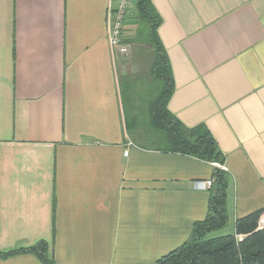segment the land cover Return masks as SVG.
<instances>
[{
    "label": "crops",
    "instance_id": "crops-1",
    "mask_svg": "<svg viewBox=\"0 0 264 264\" xmlns=\"http://www.w3.org/2000/svg\"><path fill=\"white\" fill-rule=\"evenodd\" d=\"M108 3L0 0L2 253L45 241L56 264H154L206 218L211 187L195 182L218 167L129 132L155 96L152 61L140 44L112 55ZM151 4L173 81L167 110L208 130L223 154L233 233L264 209V0ZM0 264L41 263L21 254Z\"/></svg>",
    "mask_w": 264,
    "mask_h": 264
},
{
    "label": "trees",
    "instance_id": "trees-1",
    "mask_svg": "<svg viewBox=\"0 0 264 264\" xmlns=\"http://www.w3.org/2000/svg\"><path fill=\"white\" fill-rule=\"evenodd\" d=\"M135 11V35L124 42L133 47L134 51L137 44L144 48L149 46L152 50L151 74L159 88L145 115L149 127L156 133H161L160 140L167 145L161 149L207 163L223 164L224 156L208 130L202 126L186 128L167 110L173 81L169 74L166 53L157 34L161 20L151 0H138ZM139 115L138 120L134 118L130 122L129 132L138 130L139 127H134L140 122ZM212 179L205 220L194 225L185 243L154 264H264V229L257 230L258 219L264 209L235 220L233 233L209 237L211 233L225 228L229 223L225 203L228 175L219 168H214ZM235 235H242V240L236 242ZM21 254L34 255L41 264H56L48 254V244L45 241H39L29 248L0 252V258L7 259Z\"/></svg>",
    "mask_w": 264,
    "mask_h": 264
},
{
    "label": "built area",
    "instance_id": "built-area-1",
    "mask_svg": "<svg viewBox=\"0 0 264 264\" xmlns=\"http://www.w3.org/2000/svg\"><path fill=\"white\" fill-rule=\"evenodd\" d=\"M131 6V0H109L108 3V44L112 52V55L116 53L121 56H129L131 53V46L124 42L123 32L124 23L129 17V10ZM124 156H127V152H124ZM219 169L226 171L223 165L215 164ZM212 180L204 182H195V188L206 190L212 185ZM264 229V215H262L258 221L257 230ZM242 235H235L236 241H241Z\"/></svg>",
    "mask_w": 264,
    "mask_h": 264
},
{
    "label": "rangeland",
    "instance_id": "rangeland-1",
    "mask_svg": "<svg viewBox=\"0 0 264 264\" xmlns=\"http://www.w3.org/2000/svg\"><path fill=\"white\" fill-rule=\"evenodd\" d=\"M136 2H137V0H131V5L135 6ZM132 16H134L133 12H132L131 17ZM141 52H143V58H148L150 61L153 60V53H152L151 48H149V46H145V48L142 49ZM151 82L152 83L149 86L148 95H150V97H153L156 94L157 89L159 88L158 87L159 84L156 80H153V81L151 80ZM141 109L146 111V109L144 107H142ZM139 119H140V122L138 124L139 128H138L136 134H134V140H136L140 145H143V146L156 147V148H166L167 147L166 143L164 141L161 142V140H160L161 133H159V132L156 133L153 129H151L149 127L145 113H141L139 115ZM263 215H264V213H263ZM231 231H232V220L230 219L228 225L225 228L211 233L209 235V237L225 235V234L230 233ZM236 242H239V241H236Z\"/></svg>",
    "mask_w": 264,
    "mask_h": 264
}]
</instances>
